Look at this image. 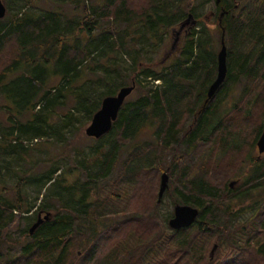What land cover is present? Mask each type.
<instances>
[{
  "label": "trees",
  "instance_id": "1",
  "mask_svg": "<svg viewBox=\"0 0 264 264\" xmlns=\"http://www.w3.org/2000/svg\"><path fill=\"white\" fill-rule=\"evenodd\" d=\"M59 1L81 6L84 0ZM219 2L216 23L222 37L224 30L228 74L217 100H210L206 106L216 77L209 68L217 71L218 61L209 45L202 40L196 43L195 31L183 48V56L167 69L162 62H139L142 51L134 47L140 42L135 36L137 29L147 28L163 42V36L186 14L197 21L193 0H105L82 9L81 21L65 22L56 11H17L0 20V100L5 102L0 109L7 113L10 123L0 130V158L15 157L27 165L17 172L18 180L12 187L2 184L4 171L0 168V264H69L76 244H81L91 264H264V158L252 160L251 172L240 189L217 184L240 165L243 154L237 151L242 145L235 134L251 129L248 121L256 120L257 115L262 119L251 122L253 146L264 130V0ZM119 53L133 54L129 69L120 68V57H109ZM99 58L109 59V65L101 67V76L96 72ZM157 66L163 67L161 72L155 70ZM86 71L96 77L75 87ZM205 73L207 89H196L202 92V98L196 99L200 109L193 126L182 136L179 126L183 111L196 93L195 80H201ZM51 76L60 79L54 88L49 87ZM148 79L163 81L164 90L155 92L139 84ZM133 83L141 86L137 88L141 95L123 105L107 135L95 139L94 155L75 159L65 170L54 164L55 159L45 161L51 166L35 174L40 163L31 158L32 149L25 140L50 139L52 133L57 138L62 136L61 129L57 131L49 123L46 110L52 112L73 97L77 106L65 117L64 127L73 121L75 110L90 121L106 97L116 96ZM230 83L242 85L241 96L232 108L226 101ZM233 113L240 121L226 119ZM29 115L31 118L23 121ZM149 128H156L155 136L133 146ZM159 142L162 147L158 150ZM124 147H129L128 156L119 164L118 154ZM172 147L183 157H190L188 160L198 157V166L185 163V168H178L182 156H175V170L171 168L181 175L172 192L175 204L199 210L196 222L179 230L162 223L159 204L147 214H124L118 204H127L126 195L130 196L128 203L137 200L134 191L143 178L159 177L163 171L157 167L163 160L159 151ZM76 173L83 174V182L79 176L75 180ZM29 184L40 189L48 186L37 214L44 217L51 213V218L33 235L25 231L24 241L15 243L11 252L4 247L6 242H13L9 229L18 216L31 213L38 202L31 203L26 192ZM134 207H139L138 200ZM213 245L218 249L211 261L205 259L204 250ZM108 247L111 250L105 252Z\"/></svg>",
  "mask_w": 264,
  "mask_h": 264
},
{
  "label": "rangeland",
  "instance_id": "2",
  "mask_svg": "<svg viewBox=\"0 0 264 264\" xmlns=\"http://www.w3.org/2000/svg\"><path fill=\"white\" fill-rule=\"evenodd\" d=\"M7 8V14L6 17L9 14H12L13 12H28V13H44L46 11H56L59 12L62 16L63 21H68L70 19H79L81 21L82 19V9L91 8V6L100 5L104 3L105 0H84L81 3V6H78V4L74 1H59V0H2ZM29 1V3H28ZM194 1V8L196 9V15L195 19L197 21H191V17L187 18V14L183 18V20L179 21L178 25L175 27H172L169 34L164 35V41L158 42V38H154L150 33H148V29L146 30L143 28L142 30L137 29L138 31L135 32V36L137 39L140 40L139 44H135L134 47L136 49H141L142 53L140 54V60L139 62H146V63H153V64H159L160 62L163 63L162 66H165V68H169L170 65L173 63H176L178 59L183 56V48L186 45V42L189 38V36L192 34V31H195L194 39L197 42L202 40L203 43H206L209 45L208 47L211 48L212 54L215 53L216 58L218 57L219 52L221 51L222 45V31L218 27V22L216 23V16H214V12L216 13V0H193ZM245 1V0H243ZM188 5V4H187ZM23 8H22V7ZM83 6V7H82ZM22 8V9H21ZM188 23L186 24L188 27V31L183 33L179 40H176V36L173 35L175 32L179 31V27L182 26L181 24L185 19ZM217 24V25H216ZM179 26V27H178ZM206 26V27H205ZM127 27L126 25H123V28ZM173 33V34H172ZM197 53H200L198 50ZM117 56L120 57V68L122 67L124 69L130 67L132 63L131 57L133 54H124L119 53L111 54L109 55L110 58ZM108 58H99L97 59V64L99 65V69L96 70L97 76H101L104 74L102 70V65H109L108 64ZM42 66L46 67V63H43ZM163 68V67H162ZM161 67H155L156 71L162 70ZM212 68H209L210 74L216 73L217 71H213ZM161 72V71H160ZM206 75L208 73L202 74L201 80H195V91L196 93L191 98V103L187 106V111H183V116L180 122L179 129L181 131V135L184 136L186 132L193 126L195 121V115L200 109L198 106L196 99L198 96L202 98V92H198L197 90H203L204 86L207 89L208 81H206ZM96 77L93 75V73L85 72L82 79H79L77 83H75V87L82 85L84 83L85 79H90ZM216 78V77H215ZM198 79V78H196ZM200 79V78H199ZM49 87L54 88L60 83V79L58 77H49ZM128 84L131 83V79L124 80ZM189 83V82H185ZM139 84L143 87L150 88L157 91H163L165 88V84L163 81H154L151 79H148L147 81H142ZM138 86V87H141ZM228 86H232L230 91H227V106L234 107V103L237 102L241 96L242 92V85L237 83H230ZM137 86L135 87V90L133 93L126 99L125 103L133 101L137 99L141 94L140 91L137 90ZM197 89V90H196ZM199 90V91H200ZM54 93V92H53ZM219 92H217L216 96L212 100L214 102L217 100L219 96ZM124 103V104H125ZM0 105H5V102L3 100H0ZM77 106V103H75L73 97L64 100L61 104H58L56 107L52 108V112L50 109L46 110L45 112L48 113L49 117V123L53 125V127L58 131L61 129V138H57L58 136L52 133L50 139H47L46 137L40 140H25V144L29 147H31L30 156L34 161H39V166L36 168L35 174L42 173L44 170H47L49 166H51L49 163H45V161H52V159H55L56 162L55 165H58L63 170L68 169L70 166H72L73 161L81 160L83 157L90 158L92 155H94L93 147L96 146L95 139L89 138L86 135V128L91 123V120H87L85 114L83 112H78L75 110V116L73 121L69 124V126L64 127L66 121L65 117H68V114L73 110L72 108L74 106ZM196 105V106H195ZM202 105V104H201ZM43 104L40 105L39 108H42ZM194 109V110H192ZM37 111H41L38 110ZM193 111V113H192ZM234 118V121L238 122L240 121V116L233 113L227 116L228 118ZM31 118V115L27 116L26 119L23 121H27ZM67 120L69 118H66ZM262 119L261 115H257V119L253 120L250 119L248 122L250 124L251 129H245L244 131H241L239 134H235L237 137L240 138V143L242 145L241 150L237 152H242V158L241 161L239 160L240 165L235 166L234 173L232 175H225L223 178L219 180L217 183L218 185L221 184H228L231 185V183H235L233 187L230 186V188H234L236 190L240 189L244 177H248V175L251 172V166L250 163L252 160H255L259 156L258 147L253 146V140H254V128L251 127V122L258 123ZM10 126V123L8 122V115L7 113L0 109V130L2 128H7ZM156 128H153L152 130L146 129L142 132V134L137 138L136 141L133 142V146H135L138 143L145 142L147 140H150L153 138L154 132ZM64 136V137H63ZM155 136V135H154ZM63 137V138H62ZM1 140V136H0ZM131 146V145H130ZM162 146L158 145V150ZM174 149V150H173ZM129 150V147H124L119 151V164H121L128 156L127 151ZM177 149L174 147L168 148L167 151L160 152V155L162 156V161L158 160L160 165H157L159 170H163L158 178L152 179V178H143V180L136 186V190L134 191L138 200V206L134 207L135 201H131L128 203V195L124 198L126 200L127 204L125 202L121 203L122 201H119V206L121 209H123V213L126 212H133V213H149L150 211H153V207H157L158 204L161 206L159 209V213L163 216L162 223L169 225V221L174 216V209H175V198L172 194L173 190L176 189V187L179 185V170L177 169V172H171V168L175 170L173 167L175 161V156H182V159L178 161L177 165L178 168L183 167V164H194L195 166H198V157H193L192 159H189L190 157H186L181 155L182 153H176ZM165 152V154H164ZM164 154V156H163ZM251 158V159H249ZM264 158V154L261 156V159ZM249 159V160H248ZM260 159V160H261ZM25 166L24 163L20 160L15 159V157H7L3 156L0 158V168L4 171V175L2 177V184H4L7 187H12L18 180V177L16 175L17 172H21ZM121 167V166H118ZM185 168V167H183ZM26 169V168H25ZM166 169V171H164ZM164 173H167L169 175V183H168V189L166 190L164 196L161 200H159V191L162 181V175ZM77 176H79L77 178ZM76 178L79 180V182H83V174H75V180ZM72 178L70 177V180ZM77 182V181H75ZM40 189L39 187L29 184L26 187L27 195L29 196V199L31 203H35L37 200V204L35 209L29 213V214H23L21 216H18L17 222L14 223L11 228L9 229L8 233L13 242L11 243H5L4 247L6 250L13 252L15 243H20L24 241V232L27 231L29 233L30 230V223L35 222L37 219L38 208L41 204V202L44 200V196L46 193V188ZM131 193L132 195L134 194ZM124 195V193H121ZM125 196V195H124ZM133 197V196H132ZM101 198V197H100ZM139 198L141 200L139 201ZM129 210V211H128ZM109 213V212H108ZM107 213V214H108ZM123 216V214H119V217ZM118 218V216H117ZM35 219V220H34ZM107 219V218H106ZM29 229V230H28ZM128 230V229H127ZM126 233V232H125ZM143 233V232H142ZM154 233V232H153ZM156 233V232H155ZM127 234V233H126ZM125 237V234L122 237ZM14 246V247H13ZM216 246V245H215ZM214 245L211 247H207L204 250V257L205 259H210L211 261L215 258V255L212 257L211 253L213 251ZM11 249V250H10ZM81 244H76L74 249L72 250V254L70 255V259L68 261L69 264H91L89 260H87L85 256V252L82 251ZM110 247L107 248L105 252H108ZM104 252V253H105ZM102 252V257L104 255ZM89 255V254H88ZM98 263H100V260H98Z\"/></svg>",
  "mask_w": 264,
  "mask_h": 264
},
{
  "label": "water",
  "instance_id": "3",
  "mask_svg": "<svg viewBox=\"0 0 264 264\" xmlns=\"http://www.w3.org/2000/svg\"><path fill=\"white\" fill-rule=\"evenodd\" d=\"M219 1L220 0H217V3ZM6 14H7V8L3 3V1L0 0V20L4 19L6 17ZM223 15L224 14H222V17ZM220 24H221V19H220ZM221 45L222 48L217 57V61H218L217 77L208 90L205 106L206 104H208L210 100H212L215 97L216 93L224 84L227 78L228 51L225 43L224 30H223ZM135 87L136 85L134 83L131 86L123 87L120 89V91L116 96L106 97L102 101L101 108L94 114L91 123L85 130L86 135L89 138L96 140L101 139L112 130L114 122H116L118 119V115L121 108L123 107L126 99L133 93ZM257 147H258L259 156L256 158V160L260 161L261 156L264 154V130L259 140L257 141ZM168 183H169V175L167 173H164L162 175V181L159 191V200L162 199L166 190L168 189ZM234 185L235 183H231L230 186L233 187ZM198 216H199V210L197 208L188 205H176L174 209V216L169 221V226L171 229L174 230L189 228L196 222ZM50 218H51V213L45 214L44 217H42V214L40 213L37 221L30 228L29 233L33 235L35 231L39 228V226L43 224V222L50 220ZM217 249L218 246L216 245L211 253L212 257L215 255Z\"/></svg>",
  "mask_w": 264,
  "mask_h": 264
},
{
  "label": "flooded vegetation",
  "instance_id": "4",
  "mask_svg": "<svg viewBox=\"0 0 264 264\" xmlns=\"http://www.w3.org/2000/svg\"><path fill=\"white\" fill-rule=\"evenodd\" d=\"M217 8L218 7H220L221 6V3L220 2H218L217 4ZM214 16H217V13H214ZM189 22V21H188ZM188 22H186V23H188ZM188 31V27L186 26V24H183L182 26H180L179 27V31L178 32H175L173 35H175L176 36V40H179V37L183 34V33H185V32H187ZM216 77H217V75H216ZM216 79V78H215ZM158 81H160V80H158ZM214 82V81H213ZM212 82V83H213ZM212 83H211V85H212ZM210 85V86H211ZM159 92H161V91H159ZM217 94V93H216ZM216 96V95H215ZM214 99V98H213Z\"/></svg>",
  "mask_w": 264,
  "mask_h": 264
}]
</instances>
